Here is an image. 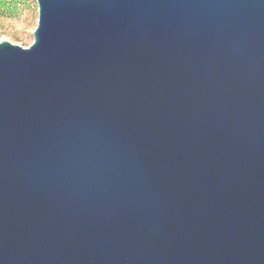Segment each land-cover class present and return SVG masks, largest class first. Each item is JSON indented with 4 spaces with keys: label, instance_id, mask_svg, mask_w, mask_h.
<instances>
[{
    "label": "water",
    "instance_id": "1",
    "mask_svg": "<svg viewBox=\"0 0 264 264\" xmlns=\"http://www.w3.org/2000/svg\"><path fill=\"white\" fill-rule=\"evenodd\" d=\"M0 42V264H264V0H35Z\"/></svg>",
    "mask_w": 264,
    "mask_h": 264
},
{
    "label": "rangeland",
    "instance_id": "2",
    "mask_svg": "<svg viewBox=\"0 0 264 264\" xmlns=\"http://www.w3.org/2000/svg\"><path fill=\"white\" fill-rule=\"evenodd\" d=\"M38 8L35 0H22L13 12H0V42L27 48L32 43Z\"/></svg>",
    "mask_w": 264,
    "mask_h": 264
},
{
    "label": "trees",
    "instance_id": "3",
    "mask_svg": "<svg viewBox=\"0 0 264 264\" xmlns=\"http://www.w3.org/2000/svg\"><path fill=\"white\" fill-rule=\"evenodd\" d=\"M22 0H0V12H13Z\"/></svg>",
    "mask_w": 264,
    "mask_h": 264
}]
</instances>
